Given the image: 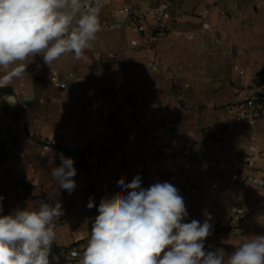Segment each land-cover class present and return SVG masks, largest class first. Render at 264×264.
I'll use <instances>...</instances> for the list:
<instances>
[{
	"label": "crops",
	"instance_id": "1",
	"mask_svg": "<svg viewBox=\"0 0 264 264\" xmlns=\"http://www.w3.org/2000/svg\"><path fill=\"white\" fill-rule=\"evenodd\" d=\"M168 1L167 33L148 47L144 40L140 46L130 44L131 37H138L133 30L102 29L82 59L68 53L49 66L41 55L29 57L22 76L0 88V169L7 167L0 175V193L15 196L11 202L0 200V215L59 201L62 214L54 221V242L69 246L74 243L73 229L85 217L91 232L101 199L121 191L117 182L123 178L131 183L139 176L145 188L155 182L175 186L184 198L186 223L205 220V211L210 221H224L234 206L254 208L238 229L211 231L205 240V250H218L225 264L236 247L264 235V207L257 206L264 197V119L250 124L227 112V106L245 94L264 91V0ZM115 2L144 8L150 0ZM204 7L210 10L202 18L197 12ZM94 49L115 52L117 62L102 67L92 56ZM149 60L156 69L146 67ZM129 63L145 67L143 79L128 82ZM235 63L245 69L244 76L233 69ZM48 67L68 79L80 78L79 87L59 88ZM90 86L130 100L150 125L156 111L172 118L176 124L169 139L172 165L162 164L163 154L148 131L131 135L127 123L105 130L104 121L90 115L84 93ZM171 90L181 99L167 101L165 94ZM24 98H31L30 103ZM47 137L56 146L45 152L42 143ZM71 144L75 149L68 150ZM250 152L255 153L254 163L243 174V182L233 186L234 166L219 161L238 160ZM61 153L74 160L76 188L71 194L51 175L60 166ZM89 200L94 207H87ZM86 242L83 239L75 248L83 252ZM78 259L70 258V264Z\"/></svg>",
	"mask_w": 264,
	"mask_h": 264
},
{
	"label": "clouds",
	"instance_id": "2",
	"mask_svg": "<svg viewBox=\"0 0 264 264\" xmlns=\"http://www.w3.org/2000/svg\"><path fill=\"white\" fill-rule=\"evenodd\" d=\"M101 8L102 0H0V88L22 76L29 57L41 55L49 66L68 53L82 59L102 30ZM59 158L51 175L71 194L74 160L63 153ZM117 183L121 191L101 199L91 232L74 234L87 240L82 254L73 253L77 264H225L218 250H205L210 213L204 212L203 223H186L184 198L175 186L155 182L145 188L139 176ZM87 207L94 202L89 200ZM61 214L57 201L0 215V264H50L54 221ZM226 264H264V235L236 247Z\"/></svg>",
	"mask_w": 264,
	"mask_h": 264
},
{
	"label": "built area",
	"instance_id": "3",
	"mask_svg": "<svg viewBox=\"0 0 264 264\" xmlns=\"http://www.w3.org/2000/svg\"><path fill=\"white\" fill-rule=\"evenodd\" d=\"M168 0H150L144 8H137L129 4H116L115 0H102V8L100 20L102 29H129L138 34V37H131L130 44L132 46H140V40H144L145 46H149L151 42L165 35L168 30ZM210 8L204 7L197 12L199 17H206ZM94 59H97L101 66L108 68L115 64L118 55L112 51H104L94 49L92 52ZM89 65L92 64L90 60ZM40 63H35V67H40ZM146 67L156 69L154 61L149 60ZM233 69L240 75L244 76L246 71L239 64H233ZM127 70L131 78L128 82L133 83L139 81L145 76V67L129 63ZM47 71L50 74L51 81L61 89L74 90L79 87L80 78L68 79L63 76L55 67H48ZM86 97L89 99L90 115L96 119L104 121L105 130L114 131L122 123H127L126 131L131 135H136L140 131H148L154 140L155 148L163 154L162 164L170 166L173 163V151L170 148L169 139L176 130L175 121L169 116L160 111L154 113V122L150 125L142 118L131 101L125 99L115 93L100 90L96 86H90L84 90ZM67 97V101L70 100ZM167 101L180 100L181 95L178 91L171 90L165 94ZM227 112L234 120L247 121L250 124H255L259 120L264 119V91H257L250 94H245L238 101L227 106ZM52 137H47L43 140V150L50 151L55 144ZM22 146H24L22 144ZM247 144H243L247 148ZM70 150L75 149L74 145H69ZM85 149L81 148V151ZM1 160V159H0ZM255 160V153H246L240 159L230 161L220 159L221 164L230 163L234 166V170L230 175V181L233 186H239L243 182V174L249 170ZM61 161V160H60ZM190 164H186V168H190ZM5 166L0 169V175H4ZM3 202H11L15 200V196L9 193H0ZM258 207H264V197L259 198ZM254 208L234 206L230 215L224 221H209L212 225L211 231H221L228 229H238L249 211ZM201 223L204 220H199ZM87 242L85 244V247ZM82 253L81 250L73 247L67 253L70 258H77L73 253Z\"/></svg>",
	"mask_w": 264,
	"mask_h": 264
},
{
	"label": "rangeland",
	"instance_id": "4",
	"mask_svg": "<svg viewBox=\"0 0 264 264\" xmlns=\"http://www.w3.org/2000/svg\"><path fill=\"white\" fill-rule=\"evenodd\" d=\"M70 150L69 148H67ZM54 245L57 246V250L53 252L51 250V253L53 254L49 255L50 264H70V258L68 257L67 253H65L61 248L60 245H57L55 242H53Z\"/></svg>",
	"mask_w": 264,
	"mask_h": 264
},
{
	"label": "water",
	"instance_id": "5",
	"mask_svg": "<svg viewBox=\"0 0 264 264\" xmlns=\"http://www.w3.org/2000/svg\"><path fill=\"white\" fill-rule=\"evenodd\" d=\"M23 101L26 103V104H29L30 101H31V98H24ZM78 231H80L81 233H83L84 231H87L89 232V222H88V218L85 217L83 219V221L76 227L73 229L72 231V235H73V240H74V243H79L81 242L84 238H77L74 234L77 233Z\"/></svg>",
	"mask_w": 264,
	"mask_h": 264
},
{
	"label": "trees",
	"instance_id": "6",
	"mask_svg": "<svg viewBox=\"0 0 264 264\" xmlns=\"http://www.w3.org/2000/svg\"><path fill=\"white\" fill-rule=\"evenodd\" d=\"M54 146H56V144H54ZM84 151H86V150H84ZM84 151H81V152H84ZM76 152H77V151H76ZM77 244H78V243H72V244L69 245V246H60V248H61L65 253H68L69 250L72 249L73 247H75ZM51 250H52L53 252H55V251L57 250V246L54 245V244H52ZM53 252L51 253V251H50L51 255L53 254Z\"/></svg>",
	"mask_w": 264,
	"mask_h": 264
}]
</instances>
